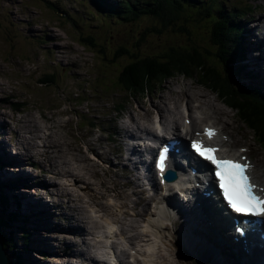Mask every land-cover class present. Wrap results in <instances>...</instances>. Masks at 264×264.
<instances>
[{"label":"rangeland","instance_id":"1","mask_svg":"<svg viewBox=\"0 0 264 264\" xmlns=\"http://www.w3.org/2000/svg\"><path fill=\"white\" fill-rule=\"evenodd\" d=\"M182 1L192 5H200L202 2L208 3L210 7L218 5L226 16L220 17L223 20L235 22L241 17L243 27L250 32L248 38L245 37L240 40L241 48L245 47L244 44L246 40L250 39L251 34L253 35V38L250 39L251 43L254 41L256 44L264 43L262 40L264 38L263 1ZM257 3L261 4L260 8H254L251 11L242 8L246 5L256 7ZM218 13L216 11L213 14L218 15ZM189 15L187 13L179 19L164 24L161 19L151 15H141L135 20L114 19L99 8L93 0H0V112L4 113L0 116V120L3 121L2 123L5 120L8 124L6 132L0 135V139L5 140L11 154L16 149L22 151L18 147L21 144V136L19 135H28L24 131L35 128V136L51 133L53 135L52 143L58 142V140L63 141L65 145L61 147L62 152L67 148H72L76 159L82 161L72 165L79 167V174L83 173L85 180L76 182L74 178L69 177L68 180L70 181H67L71 185L68 187L82 196L83 202L80 203L83 205L85 215H90L101 226L115 217L122 216L124 210L131 214L130 207L134 214L141 210L136 209L140 204L133 203V200L137 198V196H131L133 187L122 189L121 183L125 179L118 175L129 168L123 164V161L116 162L115 152L124 147L118 131L122 129L124 123L129 126L127 119L135 126L141 127L143 124L148 126L150 113L156 111L154 105L166 104V107L178 111L180 102L185 104V101H181L182 98L190 95L191 98L197 96V99H200L201 96L205 105L209 102V105L206 106L213 105V107L220 108L221 111L213 108L207 109L206 106L200 107L197 111L200 112L201 117L198 119L206 122V118H209L213 124L223 127L221 131L233 138L234 148L248 147V155L255 163L257 180L261 177L262 171L259 170L258 166L264 165V148L257 144L252 132L238 120L234 111L227 107L224 101L210 88L202 85L196 76H176L162 85H154L148 89V92H135L130 98L122 89L114 87L118 72L133 57L160 56L171 45H196L203 51L206 49L211 53V56L206 57L207 60L217 65L216 62H220L219 57L225 49H221L219 56L212 55L215 54V48L209 41L208 18L203 21L198 17L194 18V15ZM259 17H263L261 18L263 22L259 21ZM231 18L233 20H230ZM256 25L258 26L256 27ZM181 26L184 28L179 29ZM84 36L93 37L95 45L82 44L85 43L81 40ZM255 48L254 46L252 50L255 51L253 53L254 58L258 55V50ZM123 49H126L125 53ZM115 53H119V56L116 57ZM242 53L245 57L241 58V54L239 55L242 62L236 73L233 74L236 81L243 84L250 83L264 92V65L263 74L259 76L262 77L261 82L257 84L256 78L251 79L249 74L251 69L243 65L246 59L244 49ZM73 62H75L74 66H72ZM218 68L220 69V66ZM254 72L256 73V70ZM47 74L52 75L54 81L40 83L39 81ZM10 102L22 103L23 106L14 111ZM120 104L124 105L122 112H118V105ZM162 108L163 115H166V109ZM145 112L147 113L144 114ZM117 114H121L122 119H116ZM16 120H22V122L19 121L18 123ZM15 130H19V134H16ZM106 132L114 133L115 136L105 134ZM9 137H12L11 143H9ZM32 143L34 144V142ZM20 157L27 159V155ZM26 168L33 175H37L47 182L54 181V183L59 184L62 181L51 174L43 173L39 176L40 171L34 168L30 161H27ZM8 171L13 172L12 170ZM74 172L76 173V171ZM31 173L29 174L31 175ZM4 175L3 172H0V177H4ZM132 175L129 174L126 180H131ZM8 180L11 182L12 178L10 177ZM0 181L3 179L1 178ZM63 184L65 185V183ZM116 185L117 187H115ZM12 191H16L17 194L10 192V199L14 195L18 200L25 202L24 211L16 212V215L21 213V215L26 216L28 206L26 199L22 197L23 191L20 189ZM51 191L55 193L59 190L54 188ZM26 192L27 195L32 196V190H26ZM118 193L122 195L116 197ZM44 195H46L45 192H36L33 196L47 202L48 198H44ZM71 198H74L73 194ZM54 200L58 206L51 209L53 219L48 221V225L67 227L74 222L63 216V214L71 213L68 204L65 205L62 200L57 198ZM71 205L75 204L71 202ZM100 206H106L108 212L102 218L100 217L102 214L95 212ZM2 209L4 210V208L1 207V213L3 212ZM13 210L14 206L11 203L9 211ZM6 213L9 212L6 210ZM110 214H113L112 219H109ZM131 218L137 222V216L135 218L131 215ZM11 223L14 222L11 221ZM132 223L135 224L134 221ZM20 225V222H16L7 228L11 233L8 237H14L15 240L13 246L12 243L7 245L6 250L3 246L8 261H10L9 259L22 261L18 251L13 249L14 245H18V249L21 250L25 244L30 247H34L36 244L35 251L40 250V243L45 240V236L47 234L52 236L55 232L51 227L41 225L43 235L39 234L40 230L39 233L29 235L26 231L20 232ZM27 225L30 226L31 231L34 229L32 225ZM89 225L87 223L85 226L90 228ZM26 230L29 231L28 228ZM44 231H47L46 234ZM219 231L222 234L221 227ZM6 234L7 232L2 230V240ZM168 238L167 235L158 244L167 241ZM71 239L74 243L77 241V238ZM128 241L130 243L133 240ZM56 244L52 246L54 249H59V244L57 246ZM76 246L70 249L71 256L74 254V249L80 248H76ZM123 246L127 249L129 244ZM161 249L164 254L166 249L167 252L170 250L166 243ZM185 254L192 258H186L184 263L177 261L175 264H193V259H197L196 255L190 251L182 253L183 256ZM30 256L34 257L33 254ZM35 256V260L41 261L37 254ZM53 260L48 258L47 263H53ZM68 260L72 262V258ZM141 260L146 261L144 257H141ZM25 261L26 264L38 262H34L29 256L26 257ZM55 263L57 264L56 261ZM201 263H204L202 259L199 264Z\"/></svg>","mask_w":264,"mask_h":264},{"label":"bare ground","instance_id":"2","mask_svg":"<svg viewBox=\"0 0 264 264\" xmlns=\"http://www.w3.org/2000/svg\"><path fill=\"white\" fill-rule=\"evenodd\" d=\"M260 1L264 2V0H260ZM261 18H263V17H261ZM261 18L259 19V21L263 22V19H261ZM240 19H241V17H239V19L237 20V23H239L237 26L240 27L241 29H244L243 21H241ZM249 21H250V19H249ZM257 26L258 25H256V27ZM50 32H52V31H50ZM249 33L250 32H248L247 36H244L242 34L241 40H243V38H245V37L248 38ZM252 36L253 35L251 34L250 39L253 38ZM52 38H53V35H52ZM250 39H248V41L246 40V42L244 44V46H245L244 47V53H246V59H245V62H243V65H244V67L247 66L252 71L256 70V73L258 71V74L262 75L263 74L262 73V64L264 63V43H257L256 44V41L251 43ZM262 40H264V38ZM254 46L256 47L255 49L258 50V55L255 58L253 55V53H255V51H252ZM242 50H243V48H242ZM251 53H252V55L249 56V54H251ZM74 64H75V62H73L72 66H74ZM184 96H182V97H184ZM181 101H185L184 105L186 106V108H188V113L191 112L193 102H197L196 106H195L196 108H200V107L203 108V106L209 105V102H207L205 105L201 96H200V99H197V96H196V98H191L190 95H187V96H185V98H182ZM206 107H207V109L213 108L217 111H221L220 108H218L216 106L213 107V105L206 106ZM154 108L156 109V111L154 113L158 114L159 117L163 120V122H164L163 124L165 125V128H168L167 130L174 132L176 137L177 136L186 137L189 135L191 138L193 135V132L196 130H199L195 127L196 126H202L204 124L203 121L200 120L201 123H199L197 121H193V123L191 125H185L184 123H181L179 120L180 119L179 112L173 111L172 109H170V107H166L167 117H169L170 119L165 120V116L163 115L164 111H163L162 106L161 105H154ZM176 110H177V108H176ZM146 113L147 112H145L144 114H146ZM151 113H150L148 119L150 118ZM1 115H4V113L0 112V116ZM152 117H153V115H152ZM185 117L186 116L183 115L182 120H184ZM206 119H207L206 122L210 121L212 123V121L209 120V118H206ZM151 120H152V118H151ZM16 121H18V123H19V121L22 122V120H16ZM2 122L3 121L0 120V135L4 134L7 130V127H8V124L5 122V120H4V123H2ZM18 123H16V124H18ZM26 126H28V125L26 124ZM20 127L23 128L21 125H20ZM138 128L140 129L141 127H138ZM179 128L185 129L186 133L181 134L179 131ZM35 131H36L35 128L34 129L30 128V129L24 131L28 135H23V134L19 135V136H21V140H20L21 144H19L18 147L22 150L21 152L26 153L27 159H24L23 157H20L17 155L16 156L11 155V152L9 151V146L6 144L5 140L3 138L0 139V172H3L5 174L4 177H0V179L1 178L3 179V181H0V197L1 196L5 197V198L2 197L5 199L4 210L5 211L7 210L9 212V213H5V214L7 216L10 214L15 215L14 220H9L6 225H1V223H0L1 233L3 230L5 232H7L6 237L11 235V233L7 230V228L13 226L14 223H16V222L21 223V225L19 226L20 232H22V229L26 230V228H28L29 231H27V230L26 231L29 233V235H31V234L33 235L34 233H39V230H40L39 234L41 235L42 234L41 229H43V227L41 225H45V227H48V228L51 227L52 229L55 230V232H53L52 236H50L49 234H47L45 236L46 237L45 240L40 243V250L35 251L36 244L34 247L26 246V244H25V245H23L21 250L18 249V245H14L15 249L18 251L17 253H19V256L22 260L20 264H26L25 259L27 256L32 258L34 262H37L38 260L37 259H36L37 261L35 260L36 254H44V255L47 254L48 258L54 259L57 262V264H72L71 261L68 260L69 258L80 259L82 262L88 261V259L85 256H83L85 254L84 251H77V252H75L76 254H73L71 256L70 249L73 246H75V243H74V241H72L71 238H85V240H82V244L85 247L86 251H89L90 249H92L94 247V245H92L88 239H94L96 237L95 235L93 236L94 230H97L98 228H100L101 225L98 224V222L95 219H93L90 215H85L84 209L82 206L76 205L72 208V212L70 214H68V215L63 214V216L66 219H71L74 222H72L67 227H65V226L55 227V225L49 226L48 221L50 222V219L51 220L53 219V217L51 215V209L58 206V203L56 202L54 205L51 206L48 203H46L45 201L43 202L41 200V198H35L33 196L30 197L29 195L26 194L27 193L26 190H32L33 193H36V192L44 193L45 192L46 195L53 196L54 198H58L60 195H63V194L65 196L70 195V193L68 191V186H70L71 184L68 182V181H70V180H68V178L69 177L71 179L74 178V181H76V182H81V181L85 180L84 179L85 175L83 173L79 174L80 173L79 167H74L72 165L75 162H82V161L80 159H76V156L72 152V148H67L64 152H62L61 147L63 145H65V143L63 141L58 140V142L52 143L53 141H51V139H52L53 135L51 133H45V134L43 133L41 135L38 134L37 136H35ZM125 132H127V131H125ZM15 133L19 134V130H17ZM130 135H132V133H130ZM32 142H34V144ZM68 147H70V146L68 145ZM131 150H133V146H132ZM224 150L226 153H228L229 156H234L236 154L235 151L238 149L235 148V150H234L232 148H230V149L225 148ZM133 153H136L137 156L139 155L137 148H136V151H134ZM34 158H37V159L35 160ZM117 158L118 159L122 158L120 153H118ZM84 160H86V159H84ZM27 161H30V163L33 166L38 165L40 167L41 173L38 174L39 176L42 175L43 173H45V174L48 173V174H51L52 176H57L58 178L59 177L62 178V181L59 184H56V183H54V181L53 182H47V181L39 178L37 175L36 176L33 175L26 168ZM126 161L132 162V163L134 162L130 157H126ZM11 168H13L15 170H13ZM258 168L260 171H262L261 177L258 179V183L260 185H264V177H263L264 165H259ZM8 170H12L13 172L11 173ZM74 171H76V173ZM10 173H11V175H9ZM29 173H31V175L35 176V177H32ZM10 177L12 178V180H11L12 183L9 182V180H8V179H10ZM135 179H136V181H139V178L137 176L135 177ZM63 183H65V185ZM30 185H32V186H30ZM54 188L56 190H59V191L53 193L51 190ZM15 189H20L24 192V193L22 192V197L24 199H26V204L28 206L26 216L21 215V213H17V215H16V212L24 211L23 208L25 207V202L23 203L22 200L21 201L18 200V198L15 197L14 195H12V199H10L11 198L10 194H9L10 192L17 194L16 191H12ZM143 193H144V190L139 188L138 194H143ZM39 195L41 196V193ZM76 195H77L76 198L72 201L83 202L82 196H80L78 194H76ZM121 195H122L121 193H118L116 197H120ZM167 199H168V197L166 199H165V197H162L160 201H154V199H152V201H154L155 205L161 204V207H159V209H158V212L160 214L159 219L154 218L153 214H152L153 219L150 220L149 216H148V210H147L146 204H144V206L141 208V210L137 214L133 213V209L131 207L129 208L131 210V214L128 213L126 210H124V212H122V216L115 217L114 219H112L113 214H110L109 219H112V220H110L109 222L112 221V222L120 225L121 226V232L123 234H125L127 231H134L132 233V235L129 236V239H132V240L138 239L137 240L138 245H139V241H140L141 242L140 246L144 247L146 252H149V254L152 253V250L150 248L151 234L148 230H145L141 233L137 232L136 230H137V227L139 226L140 221L137 219V222H136L134 218L133 219L131 218V215H132V217L137 216V218H139L141 220V222H144L147 226H151L152 223L153 224H158L159 222L162 223L163 221H169V223L172 226H175V229H174L175 238L173 235H171V239L168 242H162L161 244H158L157 250L155 252L156 257L154 259V262H155L154 264H175L177 261L184 263V260H183L184 256L182 255V253L187 252V251H190L191 253L196 255L197 264L200 263L201 259L204 262H212V264H245V263H239V262L235 261L232 258V256H230L225 251L226 250V247H225L226 244L222 240L223 235L219 231L220 230V221L216 215L205 214V215H200L199 217H196L195 215L190 213L188 215V218L183 217V214H181V213L175 215L173 213H170L167 209L164 208L163 203ZM27 200H29V201H27ZM70 201L71 200L69 199L67 203H69ZM142 201H144V200L139 199L136 201V204H140ZM172 201L175 204H178V202L175 199H172ZM11 203H13V206H14L13 211H9V206ZM2 206H3V204L0 203V214H3V213H1V207ZM125 207H126V205H125ZM136 209H138V208H136ZM95 212L98 214H102V216L100 215L101 218L103 217V215H105V214L107 215V213H108L106 206H100ZM11 221L14 223H11ZM132 221H134L135 224H137V225L132 223ZM214 221L216 222V225L214 224ZM87 223L90 224L89 225L90 228H87L85 226ZM26 224L32 225V227H34V229L31 231L30 226H28V225L26 226ZM34 224H35V226H34ZM168 227H169V224L162 226L163 229H168ZM48 231H49V229H48ZM45 232H47V231H44V233ZM11 238H13V241H15L14 237H11ZM97 239H99V238H97ZM53 241H55L57 244H59V249H54L52 244H56V243H54ZM35 243H36V241H35ZM165 243H166V245H168V248H170V250H169V252H167L168 250L166 249V253L164 254L162 252L161 248L163 247V245ZM57 244H56V246H57ZM121 252L123 253V255L128 254V251L126 249L121 250ZM173 253H176V256H177L176 258H175V256H173ZM30 254H33L34 257L30 256ZM142 255L143 256H141V257L147 258L146 260H149L148 259L149 257L144 256L146 254H144L143 252H142ZM93 256H89V259H91V261L93 263H97V262L99 264L103 263L99 259V257L102 256V254L99 251H97L96 254L93 251ZM38 257H40V256H38ZM65 258H66V261H65ZM156 258H157V261H156ZM54 260H53V263H41L38 261L35 264H56ZM120 261L123 263L125 262L123 260V258H121ZM86 264H89V263H86Z\"/></svg>","mask_w":264,"mask_h":264},{"label":"trees","instance_id":"3","mask_svg":"<svg viewBox=\"0 0 264 264\" xmlns=\"http://www.w3.org/2000/svg\"><path fill=\"white\" fill-rule=\"evenodd\" d=\"M99 8L109 14L112 18H124L127 20L138 19L141 15H151L161 19L168 24L174 19H179L189 13L200 20L208 18V36L210 43L215 48L214 56L222 52L220 62H210L206 57L211 56L208 50H201L196 45H171L160 56L133 57L118 72L114 87L122 89L130 98L135 92H148L154 85H162L169 79L185 75L196 76L199 82L210 88L225 105L234 111L238 120L243 123L253 134L257 144L264 148V92L250 83H239L236 81V70L240 66V40L242 31L237 25V20L231 22L220 19L225 16L220 6L210 7L208 3L192 5L182 0H93ZM190 2L192 0H189ZM243 9H250V5L242 6ZM218 11V15L213 13ZM189 15V16H190ZM226 17V16H225ZM230 20H233L232 18ZM181 26L179 29H183ZM217 31L218 34H217ZM86 45L94 46L93 37L84 36L81 38ZM126 52V49H123ZM119 56V53H115ZM220 66V69L218 68ZM53 76L47 74L40 83L53 82ZM11 108L16 111L23 106L22 103L10 102ZM124 105H118V112H122ZM121 114L116 115V119ZM94 120V119H93ZM104 133V132H103ZM110 136L114 133H105ZM0 197V203L5 207V197ZM0 214L1 225H6L9 220H14L15 215ZM2 212V213H3ZM22 231H26L23 229ZM27 232V231H26ZM5 236V235H4ZM3 236V246H13V238ZM15 249V247H13ZM9 264H20V260L9 259Z\"/></svg>","mask_w":264,"mask_h":264},{"label":"snow or ice","instance_id":"4","mask_svg":"<svg viewBox=\"0 0 264 264\" xmlns=\"http://www.w3.org/2000/svg\"><path fill=\"white\" fill-rule=\"evenodd\" d=\"M217 135L215 129H205L204 136L212 140ZM200 136V133H197ZM225 139H227L225 137ZM192 150L203 160L213 165L222 195L229 207L236 213L264 217V187L258 185L252 175L253 165L247 157L240 159L220 155L221 149L207 145L203 140L191 142ZM241 152L245 149H241ZM169 156V146L159 152L157 167L165 171Z\"/></svg>","mask_w":264,"mask_h":264},{"label":"water","instance_id":"5","mask_svg":"<svg viewBox=\"0 0 264 264\" xmlns=\"http://www.w3.org/2000/svg\"><path fill=\"white\" fill-rule=\"evenodd\" d=\"M174 177H175L174 172H170L168 178L173 179ZM0 264H9L8 257L6 256V252L3 248V243L1 239V226H0Z\"/></svg>","mask_w":264,"mask_h":264}]
</instances>
